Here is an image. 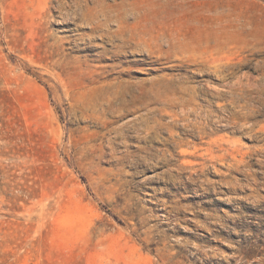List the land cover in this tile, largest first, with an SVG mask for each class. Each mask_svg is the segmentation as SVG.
<instances>
[{
  "label": "rangeland",
  "instance_id": "374dc122",
  "mask_svg": "<svg viewBox=\"0 0 264 264\" xmlns=\"http://www.w3.org/2000/svg\"><path fill=\"white\" fill-rule=\"evenodd\" d=\"M0 264H264V0H0Z\"/></svg>",
  "mask_w": 264,
  "mask_h": 264
}]
</instances>
